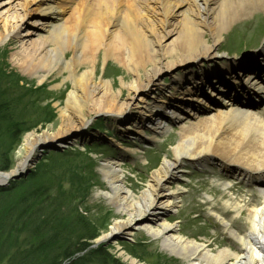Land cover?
I'll list each match as a JSON object with an SVG mask.
<instances>
[{"label":"bare ground","instance_id":"6f19581e","mask_svg":"<svg viewBox=\"0 0 264 264\" xmlns=\"http://www.w3.org/2000/svg\"><path fill=\"white\" fill-rule=\"evenodd\" d=\"M254 12L264 14V0H0V45L15 39L13 65L39 84L54 74L52 88L64 94L56 102L57 130L26 133L22 157L0 175V185L28 168L39 146V151L61 146L72 132H81L85 112L110 116L127 135L150 128L155 137L175 122L173 158L165 156L150 171L140 195L126 185L119 159L102 162L110 188L105 194L125 216L97 241L142 227L161 235L164 248L188 264H264V112L254 103H264V39L241 59H223L217 47L231 24ZM250 28L246 24L241 34ZM108 60L123 72L116 83L95 75L94 66ZM163 73L170 79L167 86ZM184 160L210 164L204 171L258 189L259 198L244 210L245 230L229 218L230 210L237 217L242 213L239 201L225 200L228 209L221 210L211 204L231 241L189 238L168 217L156 228L149 224L183 206L177 180ZM130 263L140 264L134 258Z\"/></svg>","mask_w":264,"mask_h":264},{"label":"rangeland","instance_id":"374dc122","mask_svg":"<svg viewBox=\"0 0 264 264\" xmlns=\"http://www.w3.org/2000/svg\"><path fill=\"white\" fill-rule=\"evenodd\" d=\"M245 23L252 28L244 37L241 30L246 27ZM263 39L264 14L254 12L222 33L218 52L223 59H241L248 51L260 48ZM14 40L11 38L5 45H0V109L11 114L9 120V114L0 112L4 117L0 119V158L4 155L9 161L8 169L0 170V175L17 167L26 133L39 135L45 130L50 133L57 130L56 102L64 99L63 91L52 88L58 80L54 74L39 84L36 77L23 75L13 65L10 55L16 44ZM110 62L102 65L99 61L94 66L95 75L116 83L123 72ZM202 66L207 67V64ZM201 67H195V70ZM160 78L162 84H170L166 73ZM126 91L123 89V94ZM254 103L257 112H264L262 101L255 99ZM205 109L202 105L199 114H205ZM85 118L88 121L81 132H72L61 146H47L39 151V144L28 168L7 176L1 183L0 187L5 190L0 192V264H49L50 259L61 256L65 242L87 239L88 235L93 238L87 240V249L103 247L109 253L104 260L94 259L91 264H115L113 259L121 264H131V258L140 264H188L181 256L164 248L161 235L153 236L142 227L128 235L119 233L97 241L110 231L116 219L125 216L105 194L110 188L100 170L102 162L119 159L126 185L136 196L140 195L150 180V171L165 156L173 158L177 123L170 122L166 131L154 137L150 128L132 135L121 133L111 117L103 114L85 112ZM15 127L19 133L16 140L12 135ZM182 164V175L177 182L181 185L183 206L178 212L174 209L155 221L149 220V224L156 228L164 217H168L180 234L189 238L231 241L222 222L213 214L211 204L221 210L226 208L225 200L239 201L243 205L242 213L237 217L230 210L229 218L245 230L244 210L259 198L258 189L246 180L223 174L214 176L204 171L211 166L207 163L196 165L184 160ZM215 169L219 170L218 167ZM224 184L231 185L229 190ZM29 205L32 208L28 214H21Z\"/></svg>","mask_w":264,"mask_h":264},{"label":"trees","instance_id":"16d2710c","mask_svg":"<svg viewBox=\"0 0 264 264\" xmlns=\"http://www.w3.org/2000/svg\"><path fill=\"white\" fill-rule=\"evenodd\" d=\"M0 112L4 114H9V120L11 119V114L4 111V109H0ZM3 118L4 117L0 115V119ZM16 129L17 127L13 129V133H12L13 138L15 140L19 136V133H17ZM8 167H9L8 157L3 155V157L0 158V170H7ZM4 190H5L4 188L0 187V192ZM33 196L35 197L34 194ZM22 207H24V205H22ZM31 208L32 206L29 205V207H27L25 211L21 212V214H28ZM36 218L39 217L36 216ZM37 224L39 223L37 222ZM89 236L90 235L87 236L88 237L87 239L86 237H84L79 240L77 239L76 241L74 240V241L65 242V246L63 247L62 254H60L61 256L50 259L49 264H91L94 259H99L102 261L104 260L105 257H108L109 253H107L105 251V248L103 247H98L95 249L93 248L91 250L87 249V247L89 246V242L87 240L90 241L93 238V236L90 237ZM75 253H77V255L74 256ZM88 256H91V258L89 259ZM113 262L115 264H121L117 259H113Z\"/></svg>","mask_w":264,"mask_h":264},{"label":"water","instance_id":"95a60500","mask_svg":"<svg viewBox=\"0 0 264 264\" xmlns=\"http://www.w3.org/2000/svg\"><path fill=\"white\" fill-rule=\"evenodd\" d=\"M3 183V182H2Z\"/></svg>","mask_w":264,"mask_h":264}]
</instances>
